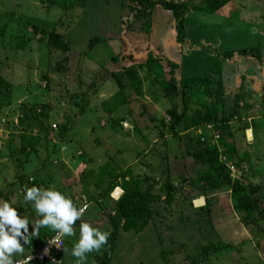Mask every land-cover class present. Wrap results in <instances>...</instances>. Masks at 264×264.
Here are the masks:
<instances>
[{"label":"rangeland","instance_id":"obj_1","mask_svg":"<svg viewBox=\"0 0 264 264\" xmlns=\"http://www.w3.org/2000/svg\"><path fill=\"white\" fill-rule=\"evenodd\" d=\"M167 1L189 3L183 48L176 42L172 13L161 7L155 9L152 33L146 35L123 30L127 12L121 0H0V76L11 86L0 91V203L8 201L22 218L27 216L31 233L41 217L24 200L25 187L54 188L77 208L86 201L89 207L74 225L75 235L64 237L67 252L58 257L62 264H75L71 250L81 221L110 232L109 216L116 204L99 197L107 190L106 184L97 186L102 168L131 169L163 195L146 230L120 233L111 264H264V225L244 228V215L234 211L229 192L206 199L182 182L183 175L197 176L193 156L204 145L221 149L211 136L214 126L209 130L199 123L201 113L192 110L193 120L182 119L173 129L167 114L173 104L164 97L161 83L170 80V69L163 62L165 73L158 77L143 68L154 53L179 65L178 80L218 71L223 75L224 70L239 80L226 83L223 76L225 87L238 83L226 87L232 91L226 111L232 112L235 96L240 98V116L231 122L234 136L227 142L236 146L253 175L249 182L261 187L264 207V67L248 58L224 62L216 56L261 48L264 58V0H229L213 15L192 10L202 0ZM55 34L63 36L66 51L50 44ZM129 68L139 78L132 85L124 76L127 103L107 114L105 105L112 106L114 97L123 101L112 75ZM174 101L179 114L180 100ZM246 126L253 133H244ZM42 127L47 129L40 136L44 142L32 149L27 136ZM46 150L53 152L48 160ZM168 181L185 188L172 205L164 201ZM207 203L210 211L200 212ZM53 233L40 227L36 235L29 234L24 255L14 259H24ZM108 247L88 254L87 264H97Z\"/></svg>","mask_w":264,"mask_h":264},{"label":"trees","instance_id":"obj_2","mask_svg":"<svg viewBox=\"0 0 264 264\" xmlns=\"http://www.w3.org/2000/svg\"><path fill=\"white\" fill-rule=\"evenodd\" d=\"M121 1L123 10L127 12V17L123 21V30H129L132 32L139 31L143 34L150 35L152 33L155 9L161 7L164 10L171 12L173 15L172 17L174 19L176 34L175 38L178 45L183 48L187 43L186 19L190 13V7L188 6L189 3L187 1ZM228 1L229 0H202V2L193 7L192 10L207 15H213L222 10ZM134 25H139L138 29H136ZM62 39L63 36L60 34L52 35L50 44L56 47L59 51H66L68 46L64 43L65 40ZM216 56L224 62H234L241 58H248L253 60L257 65L264 67L263 52L261 48L227 51L221 54L216 52ZM163 62H165L170 69V80H162L161 83L163 84L164 97L173 104L172 108L167 111V114L172 121L173 129L180 125L182 119L188 120L190 118L189 115L193 110V113L195 111L201 113L202 119L199 123L203 125H213L215 133L220 136L218 147L221 149L204 145L203 148L193 156L194 163L198 167V174L196 177H193V179L191 176L183 175L182 182L185 183L184 186L195 188L199 195L206 199L211 198L210 196L218 192H229L230 201L233 205L234 211L244 215V219H242V224L245 226L244 228L251 225L262 227L264 225V207L258 196L261 187L249 182V177H253V175L248 173V169L245 167L246 163L242 161V157L236 146H229V142H227L228 139L231 140L234 136L230 124L233 122V119L237 120L238 116H240V98L235 96L232 105V112H227L226 101L228 97L231 99L232 91H229L224 86L223 75L220 71L195 77H182L178 80L176 78V72L179 69V65L164 57L157 56L154 53L150 55L147 63L142 67L146 68L149 72L154 71L158 73V77H161L165 73L162 66ZM125 75L131 80L132 85L133 82L139 78L134 68H129L122 74L112 75V78L119 87L118 95L123 101L120 102L114 97L112 99V106L105 105V108L108 111L107 114H113L117 109L127 103L124 93L127 89V84L124 79ZM134 86L136 87V84H134ZM10 87V84L0 76V91L10 89ZM175 99L180 100L181 103L182 110L179 114L177 112L178 106L174 101ZM44 111L45 110H43V112ZM190 119L193 120V117ZM190 127L191 124L186 125V130H189ZM46 130V128L42 127L37 135L34 134L27 136L26 142L32 149H36V147L41 146V143L44 142L40 136L47 132ZM248 130L251 129L246 126V128H244V133ZM46 152L48 154L46 159L48 160L52 157L51 154L53 152L50 153L49 150H46ZM232 168H234L235 173L238 172V175L240 173L241 176L239 178L233 177L232 174L234 172L232 171ZM102 184H106L107 190L99 195V197H101L100 199L109 197L117 188H121L123 191L122 197L119 201L115 202L116 209L114 213L111 215L109 214L110 237L106 244L109 247L105 251V254H103V257L101 259L99 258L97 261V264H111V257L114 254L116 241L119 239L120 233L127 234L134 232L135 234H140L146 230L150 226L156 213L154 207H157L159 201L163 200V195L154 191V187L150 184V180H141L138 177H134V173L131 169L117 172L115 170L102 168L97 178V186ZM184 186L178 189L170 181L166 183L165 187L167 194L164 201L167 205H172L174 202L178 201L180 193L185 190ZM94 201L98 200L95 198L92 202ZM73 203L77 207V203H75L74 200ZM210 207L211 204L207 203L204 207L198 210L200 212H206V210L210 211ZM261 227H259L258 230ZM53 235L54 233L51 237ZM46 241L47 239H43L40 246H38L35 251L39 250ZM209 249L210 248H207L206 250Z\"/></svg>","mask_w":264,"mask_h":264},{"label":"clouds","instance_id":"obj_3","mask_svg":"<svg viewBox=\"0 0 264 264\" xmlns=\"http://www.w3.org/2000/svg\"><path fill=\"white\" fill-rule=\"evenodd\" d=\"M119 190L121 188L117 189ZM23 191L24 200L33 204L36 214L41 219L32 224L34 231L29 233V218L27 216L22 218L10 202L0 203V264H30L32 256H27L23 260L14 257L24 255V245L30 243L29 234L36 235L40 227H48L57 232V241L60 237L74 236V225L77 220H81L89 207L85 204L78 209L70 197L54 188L43 189L34 185L30 188L25 187ZM79 232V240L73 244L71 255L76 258L75 264H87L88 254L93 251L99 252L107 244L110 232L101 231L99 227L85 221H81ZM57 247L59 248V244ZM63 250L67 252V249ZM47 252L48 249L45 250L46 254Z\"/></svg>","mask_w":264,"mask_h":264},{"label":"built area","instance_id":"obj_4","mask_svg":"<svg viewBox=\"0 0 264 264\" xmlns=\"http://www.w3.org/2000/svg\"><path fill=\"white\" fill-rule=\"evenodd\" d=\"M208 129L209 130H214L212 125H208ZM200 133H201V131H200ZM247 133H248V131L246 132V134ZM211 136L215 138L214 144H217L218 141L220 140V136L215 133V130L213 132V135H211ZM202 141H204V140H202ZM232 171L235 172L234 168H232ZM117 189L114 191V193L111 194V197L113 199H115V200H117V199L119 200L122 197V195H123V191L121 189V190H119L120 194H118V196L116 197L115 194L117 192ZM85 204H88V203H86V201H84V205ZM83 206H81V207H83ZM56 237H57V233H55V235L53 237L48 239L46 241V243L39 250L32 251L31 253L26 255L24 257V259L27 256H32L33 259L30 261V264H33V263L62 264V261L60 260V258L58 259V257L60 255V253L63 251V249L65 248V244L66 243L64 241V237H60L59 241L56 240ZM57 244H59V248L57 247ZM46 249H48L47 254L45 253ZM21 260H23V259H21Z\"/></svg>","mask_w":264,"mask_h":264},{"label":"crops","instance_id":"obj_5","mask_svg":"<svg viewBox=\"0 0 264 264\" xmlns=\"http://www.w3.org/2000/svg\"><path fill=\"white\" fill-rule=\"evenodd\" d=\"M264 59V58H263ZM255 70H257V71H259V69H255ZM233 71H235L234 69H233ZM232 72V71H231ZM236 75H238V74H234V75H232V76H236ZM223 76H224V78H225V80H226V83L228 82H231V81H234V82H236V81H238V83H239V80L237 79H235V78H230V73H228V75L226 74V71L224 70V72H223ZM238 83H234L233 85L232 84H226V87H228L229 89H231V86H233V87H236L237 85H238ZM228 85V86H227ZM251 131H252V129H251ZM252 133H253V131H252ZM251 134H249V136H248V138L251 140ZM249 168V167H248ZM116 190V189H115ZM114 190V191H115ZM114 191H113V193H114ZM110 198H111V200L115 203V202H117V201H119L118 199L117 200H115V199H113L112 197H111V195L109 196ZM128 234V233H127ZM38 264H40V263H38Z\"/></svg>","mask_w":264,"mask_h":264}]
</instances>
